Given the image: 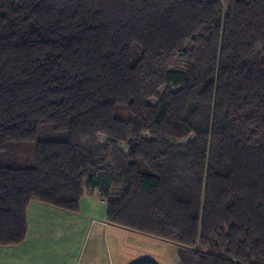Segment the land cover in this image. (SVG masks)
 I'll use <instances>...</instances> for the list:
<instances>
[{
	"label": "trees",
	"instance_id": "1",
	"mask_svg": "<svg viewBox=\"0 0 264 264\" xmlns=\"http://www.w3.org/2000/svg\"><path fill=\"white\" fill-rule=\"evenodd\" d=\"M91 192L178 264H264V0H0V247Z\"/></svg>",
	"mask_w": 264,
	"mask_h": 264
},
{
	"label": "crops",
	"instance_id": "2",
	"mask_svg": "<svg viewBox=\"0 0 264 264\" xmlns=\"http://www.w3.org/2000/svg\"><path fill=\"white\" fill-rule=\"evenodd\" d=\"M26 223L21 243L0 247V264H128L148 253L142 242L152 237L109 223L96 192L84 194L77 211L32 200Z\"/></svg>",
	"mask_w": 264,
	"mask_h": 264
},
{
	"label": "rangeland",
	"instance_id": "3",
	"mask_svg": "<svg viewBox=\"0 0 264 264\" xmlns=\"http://www.w3.org/2000/svg\"><path fill=\"white\" fill-rule=\"evenodd\" d=\"M176 66L181 67L183 66V64L181 61H177ZM162 89L163 87L160 90ZM150 101L151 103H154L155 99H151ZM98 138L100 141H103L105 139L103 135H99ZM147 239L148 241L142 242V244L146 252L148 253L146 254L140 253L136 255L137 257H134V259L127 261L128 264H131L136 260L144 259V258L152 259L157 264H178L177 251L180 249H188V250L193 249V247H188L179 243H174L157 238L147 237Z\"/></svg>",
	"mask_w": 264,
	"mask_h": 264
}]
</instances>
